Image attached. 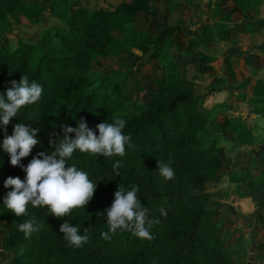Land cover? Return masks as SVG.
Segmentation results:
<instances>
[{"label":"trees","instance_id":"16d2710c","mask_svg":"<svg viewBox=\"0 0 264 264\" xmlns=\"http://www.w3.org/2000/svg\"><path fill=\"white\" fill-rule=\"evenodd\" d=\"M70 1L73 8L68 0H51L46 6L58 24L41 28L33 63L23 45L10 46L6 38L0 41V94L11 87V81L19 83L22 75L43 88L37 104L22 109L7 126L0 125V198L5 209L3 200L11 188H5L4 181L8 177L25 178L21 167L10 165V157L2 148L3 139L12 134L14 125L31 123L39 129V143L21 160L23 166L38 152H51L49 140L63 139L64 125L75 128L83 119L98 135L96 125L111 122L129 95L124 96L121 89L126 84L125 76L144 61L127 65L115 87L102 88V76L91 72V62L101 47L110 44L113 32H136L133 19L122 1L91 8L80 0ZM141 1L149 12H154L170 0ZM241 1L234 0L242 11ZM31 3L32 0H0V20ZM226 29L225 24L219 26L221 38ZM174 31V25L166 24L155 32L137 31L140 41L136 46L147 52L134 58L145 55L147 61L160 65L146 69L153 77L144 85V106L124 118L123 132L131 138L126 155L104 158L77 151L68 160L66 166L74 164L92 180H99L85 209H75L63 218L53 217L46 207L29 205L27 215L19 217L0 209V218L9 225L2 238V249L10 251L21 246L11 256L10 264H238L229 246L230 233L224 232L233 220L219 214L216 204H210L211 192L206 189L220 162V147L214 134L205 130L207 120L200 108L202 96L191 90L194 77L187 79L176 74L184 63H210L213 58L207 54L193 56L192 48L199 41L196 37L187 47L180 48ZM134 90L139 91L137 83L129 93L132 95ZM68 135L75 137L74 133ZM117 160L121 162L119 176L113 173ZM169 160L174 179L165 180L159 174L157 162ZM132 184L138 185V198L149 209L150 216L159 221L151 229L153 238L140 239L128 231L117 230L110 240L103 239L101 232L108 230L105 209L110 207L118 186L129 189ZM161 207L166 216L160 214ZM31 217L36 218L40 227L26 238L18 225ZM65 220L77 226L81 235L88 229L86 244L70 245L59 231Z\"/></svg>","mask_w":264,"mask_h":264},{"label":"crops","instance_id":"0c3cea01","mask_svg":"<svg viewBox=\"0 0 264 264\" xmlns=\"http://www.w3.org/2000/svg\"><path fill=\"white\" fill-rule=\"evenodd\" d=\"M118 1H122L132 19L141 24L142 27L137 28L139 30L155 32L159 26L166 24V20V25H174L168 22L170 10L175 11L173 7L170 9V4L182 7V19L188 17L186 21L190 22V17H193V22L199 23L200 28L196 29L199 31L193 34L181 31L180 41L183 44H176L185 48L196 37L199 41L192 48L193 56L207 54L216 64L215 68H211L212 62L190 63L195 74L204 77L208 85L213 83L212 88L199 91L193 90V83L191 87L192 92L203 95L201 110L207 120L204 127L209 124L215 126L212 133L220 147V162L212 178L219 180L217 187L224 189L223 194L233 199L231 205L241 214L262 213L260 207L252 208L248 202L249 191L243 190V194H247L244 196L236 194L237 190H241L239 187H264L261 172L264 161V19H258L261 7L247 6V3V15L253 10L254 18H243L234 0H206L205 3L203 0H170L154 12H149L146 3L141 0ZM222 24L227 29L221 38L217 32ZM215 41L224 47L221 54L203 50ZM221 60L228 62L232 68L233 77L229 83L219 80L223 76L219 70ZM131 88L121 85L123 92ZM225 163L229 168L223 172L221 166Z\"/></svg>","mask_w":264,"mask_h":264},{"label":"clouds","instance_id":"9594fccd","mask_svg":"<svg viewBox=\"0 0 264 264\" xmlns=\"http://www.w3.org/2000/svg\"><path fill=\"white\" fill-rule=\"evenodd\" d=\"M10 83L11 87L0 94V125L4 126L17 117L22 109L37 104L43 95L42 86L36 81L30 82L26 75L21 76L19 83ZM125 123L121 116H115L111 122H101L96 125L98 135L87 127L83 119L75 128L64 125L63 139L49 140L52 151L38 152L26 166L20 162L38 145L39 129L31 123H16L12 134L3 139L2 148L10 157V165L21 167L25 178L8 177L4 181V187L11 188L3 200L6 209L19 217L27 215L29 205L33 208L46 207L56 218L69 216L75 209L84 210L93 198L99 180H92L86 171L74 164H66L77 151L104 158L124 157L126 146L130 145L131 140L123 132ZM69 133H74L75 137L70 138ZM170 165L171 160L167 163L157 162L159 174L165 180L174 179V170ZM120 167L121 162L117 160L113 164L115 176L120 175ZM138 191L136 184H132L129 189L118 186L110 207L105 209L108 230L101 232L103 239L110 240L111 234L117 230L128 231L140 239L153 238L151 229L159 221L150 216L149 209L138 198ZM159 211L162 216L167 215L163 207ZM39 227L36 218L31 217L20 223L18 230L27 238L37 232ZM59 231L73 247H81L89 240L87 228L84 229L85 234L81 235L79 228L67 220L60 225Z\"/></svg>","mask_w":264,"mask_h":264},{"label":"rangeland","instance_id":"374dc122","mask_svg":"<svg viewBox=\"0 0 264 264\" xmlns=\"http://www.w3.org/2000/svg\"><path fill=\"white\" fill-rule=\"evenodd\" d=\"M50 1L51 0H32V3L29 7L17 9L14 15L6 14L4 18L0 20V41L6 38L10 46H14L16 44L23 45L31 63H33L36 59L35 43L36 39H38L41 28L44 25L53 26L58 24V20L49 14L48 8L46 7ZM68 2L73 8L72 1L68 0ZM80 2H85V4L91 8L93 6L105 5L107 2L114 4L118 2V0H80L79 3ZM203 2L205 3L206 0H203ZM246 4L247 6L252 5L254 7H261L258 10L260 14L258 19H264V0H242L240 2V5L242 6V11L240 12L243 18H254L253 10H251L252 13L247 15ZM42 5L45 7H42ZM171 7H173L175 11H173ZM177 7H179V5L170 4L171 10L168 22L175 23L173 37L177 44H181V31H185L186 33L190 32L193 34V32L195 33L196 31H199L196 29H199L200 26H198V22H193V17H190V22L186 21V18L188 17L185 18L183 16L184 18L182 19L180 17L182 7ZM141 27V24L138 21L135 22L133 19L132 28H134L136 32L128 33L127 30H124L123 32H113L110 44H106L104 47H101L100 50L97 51L95 59L91 62V72L102 76L104 81L102 88H106V86L113 87L116 83H120L122 79L119 77L127 65L133 66L135 62L144 60L143 63L139 65V67H136L137 70L130 71V73L125 76V85L127 88L130 86L132 87L135 85V83H137L139 85V91L134 90L132 95L129 93V91L123 92L124 96L127 94L129 95H127V99L124 100L125 102L123 106L115 112L114 117L121 116L124 119L129 113L136 112L140 107L144 106V102L147 100V89H145L146 87L144 88V85L146 86V84L151 80L150 78L153 77L152 75L148 74L146 69L151 65H160L158 62L151 63L150 61H147L144 58L146 57L145 55L147 50H145L146 52L144 49L141 51L142 48H138L136 46V42L140 41L139 32H137L139 29L137 28ZM223 48L224 47L219 45L218 41H215V43H209L203 47V50L206 52L209 51L221 54V52L224 50ZM141 52H145L143 58L135 59L134 56H140ZM211 62V68H215L214 66L216 64L214 60ZM231 69V66H227L225 60H221L219 70H221V74L223 73L222 77L224 78L221 77L219 80L224 79L225 81H223V83L226 81L228 83L232 81L230 77ZM176 74L179 76H185L187 79H192L194 77L193 79L196 81L192 79L194 84L192 88L195 91L212 88L211 85L213 83L208 85V83L205 82L204 77L195 74L190 62L184 63L183 66L177 68ZM202 102L203 100L201 101L200 108L203 107ZM213 127L215 126L209 124L206 126L205 130L209 133H212V130H214ZM262 166L263 170L261 172L264 175V161ZM221 168L224 172L229 167L225 163L221 166ZM218 184L219 180L213 178L207 183L206 189L211 192L210 204H216L219 209V214L223 213V216L230 217L233 220L228 222L224 232L228 234L230 233L229 246L233 250L234 257L236 258L238 264H264V187L262 186L260 188H254L252 185L239 187L241 190H237L236 194L239 192L243 194V190L249 191V195L251 196L249 197L250 199H247L248 202H250L252 208L260 207V211H262L260 214L248 213L243 215L233 205H231L230 202L233 199L225 196L222 192L224 189L217 187ZM244 195L247 194L244 193L241 196ZM0 209L6 210L2 206L1 198ZM8 229L9 225L2 218H0V264H10L11 256L15 254L18 249H21V246H16L10 251H4L2 249V238L7 233Z\"/></svg>","mask_w":264,"mask_h":264}]
</instances>
